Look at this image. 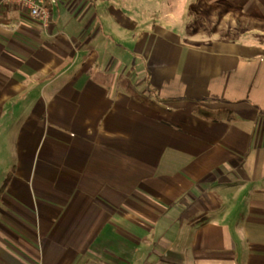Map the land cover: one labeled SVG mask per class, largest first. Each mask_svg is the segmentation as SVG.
<instances>
[{
	"label": "crops",
	"instance_id": "obj_1",
	"mask_svg": "<svg viewBox=\"0 0 264 264\" xmlns=\"http://www.w3.org/2000/svg\"><path fill=\"white\" fill-rule=\"evenodd\" d=\"M236 3V39L2 12L0 264H264V5Z\"/></svg>",
	"mask_w": 264,
	"mask_h": 264
},
{
	"label": "rangeland",
	"instance_id": "obj_2",
	"mask_svg": "<svg viewBox=\"0 0 264 264\" xmlns=\"http://www.w3.org/2000/svg\"><path fill=\"white\" fill-rule=\"evenodd\" d=\"M132 2V7L139 6L141 9L135 13L137 19L159 18L176 22L181 26L180 30L188 36L236 39L240 35L239 31L252 28V19L240 10L236 0H132ZM261 3L264 5V0H261ZM261 12L264 14L263 8Z\"/></svg>",
	"mask_w": 264,
	"mask_h": 264
},
{
	"label": "built area",
	"instance_id": "obj_3",
	"mask_svg": "<svg viewBox=\"0 0 264 264\" xmlns=\"http://www.w3.org/2000/svg\"><path fill=\"white\" fill-rule=\"evenodd\" d=\"M57 0H0V15L9 5H16L24 8L28 14L48 26L52 16V6Z\"/></svg>",
	"mask_w": 264,
	"mask_h": 264
},
{
	"label": "trees",
	"instance_id": "obj_4",
	"mask_svg": "<svg viewBox=\"0 0 264 264\" xmlns=\"http://www.w3.org/2000/svg\"><path fill=\"white\" fill-rule=\"evenodd\" d=\"M254 17H259L258 15L256 14H253ZM1 193H2V190L0 191V199H1Z\"/></svg>",
	"mask_w": 264,
	"mask_h": 264
}]
</instances>
